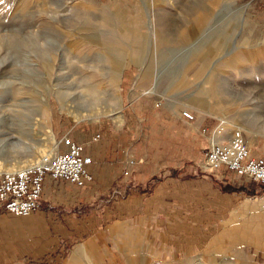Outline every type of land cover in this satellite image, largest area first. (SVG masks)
<instances>
[{
  "label": "rangeland",
  "instance_id": "1",
  "mask_svg": "<svg viewBox=\"0 0 264 264\" xmlns=\"http://www.w3.org/2000/svg\"><path fill=\"white\" fill-rule=\"evenodd\" d=\"M72 127H109L158 150L172 141L189 176L228 168L202 160L208 139L231 127L250 152L264 147V0H0V162L29 157L46 134L55 146ZM232 173L248 196L264 192L260 180ZM10 215L0 214V243L22 227L27 244L13 242L0 264H264L260 216L203 232L194 214L174 217V253L144 248L149 261L132 243L116 246L98 201L41 191L33 213Z\"/></svg>",
  "mask_w": 264,
  "mask_h": 264
},
{
  "label": "crops",
  "instance_id": "2",
  "mask_svg": "<svg viewBox=\"0 0 264 264\" xmlns=\"http://www.w3.org/2000/svg\"><path fill=\"white\" fill-rule=\"evenodd\" d=\"M114 115L117 121L121 120L118 111ZM182 119L187 120L185 117ZM96 131H84L78 127L59 130L54 149L66 148L60 139L64 134L84 139L83 150L90 155L86 166L91 178L83 184H76L64 177L46 174L42 181V191L53 193L60 201H75L78 204L81 201L90 204L98 201L101 216L106 220V231L118 248L124 249L132 243L138 247L141 256L146 255L149 261L151 254L144 248H168L171 254L174 253L175 248L168 244L173 238L174 217L194 214L202 232L207 223H220V229L226 230H234L239 225L252 226L253 216L261 217L253 224L264 223V205H260L264 204V192L248 196L238 190L240 186L234 184L239 180H234L232 173L235 170L227 165L226 170L224 167L214 169L216 173L212 176L204 172L189 176L187 161L183 166L182 162L173 160L172 141L158 150L160 145L138 146L132 142V138L126 140L116 129L107 127L100 134ZM170 131L168 129L166 132ZM95 133L98 134L93 137ZM181 134L186 138L189 136L187 129L181 131ZM216 136L209 138L206 146L209 147L214 140L224 139L219 135L216 139ZM184 148L187 149L188 144ZM251 150L252 154H264V147ZM202 166L212 168L206 166L204 160ZM258 184L252 180L245 182L249 187ZM262 184L261 188L264 187ZM35 209L23 215L14 214L0 203V214L25 216ZM184 225L189 227L188 230L191 229L189 225ZM16 230L15 234L11 230L3 233L0 253L5 251L6 254H12L13 242L21 249L27 244L24 228ZM80 247L86 249L83 245Z\"/></svg>",
  "mask_w": 264,
  "mask_h": 264
},
{
  "label": "built area",
  "instance_id": "3",
  "mask_svg": "<svg viewBox=\"0 0 264 264\" xmlns=\"http://www.w3.org/2000/svg\"><path fill=\"white\" fill-rule=\"evenodd\" d=\"M185 117L192 113L184 109ZM98 133H95V137ZM221 135V134H220ZM223 140H214L204 152V163L217 167L224 163L239 174H246L264 183V154H252L242 131L231 127ZM64 150H52L41 154L36 160L11 169L0 170V203L14 214H27L38 206L42 181L46 174L64 177L76 184H83L91 178L87 169L90 155L83 150L84 141L62 135Z\"/></svg>",
  "mask_w": 264,
  "mask_h": 264
},
{
  "label": "bare ground",
  "instance_id": "4",
  "mask_svg": "<svg viewBox=\"0 0 264 264\" xmlns=\"http://www.w3.org/2000/svg\"><path fill=\"white\" fill-rule=\"evenodd\" d=\"M42 147H38L35 148V151L33 154H31L29 157H25L22 160H11L9 162H0V170L1 169H11V168H15V166H17V164L24 165L27 163H31L34 161V158H38L41 154H43L44 151H52L53 147H54V141L53 138L46 134L45 135V140L44 142L41 144ZM50 153V152H49ZM20 162V163H19Z\"/></svg>",
  "mask_w": 264,
  "mask_h": 264
}]
</instances>
